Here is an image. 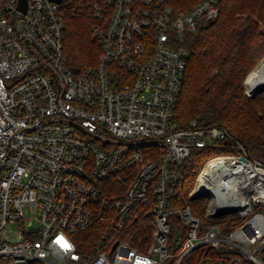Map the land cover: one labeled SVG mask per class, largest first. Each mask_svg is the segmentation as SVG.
<instances>
[{"label":"built area","instance_id":"obj_1","mask_svg":"<svg viewBox=\"0 0 264 264\" xmlns=\"http://www.w3.org/2000/svg\"><path fill=\"white\" fill-rule=\"evenodd\" d=\"M220 1L177 15L171 0H0V264H181L195 251L194 264H264V163L225 127L174 121L184 34L214 23ZM68 11L101 46L79 75L62 54ZM194 149L223 151L187 194L203 217L173 168ZM111 177L129 181L123 197H103ZM111 209V236L83 252L78 235ZM140 209L151 233L119 240Z\"/></svg>","mask_w":264,"mask_h":264},{"label":"trees","instance_id":"obj_2","mask_svg":"<svg viewBox=\"0 0 264 264\" xmlns=\"http://www.w3.org/2000/svg\"><path fill=\"white\" fill-rule=\"evenodd\" d=\"M201 1L171 0V4L178 15L190 11ZM218 6L219 14L214 23L184 34L183 45L188 57L183 84L175 99L174 121L180 128L193 120L201 128L225 127L254 159L264 163V92L252 100L243 92L246 76L264 57V0H221ZM63 25L61 42L65 67L79 75L97 64L101 46L92 37V20L84 12L68 11ZM222 153L216 149H194L187 160L173 167L180 176L183 195L187 196L204 163ZM128 183L116 177L107 179L103 185L100 183L103 197H123ZM104 216V220L98 219L78 235L83 252L111 236L116 211L111 209ZM147 218L140 209L128 221L119 240L128 237L136 240L147 234L142 225ZM170 236L172 240L183 236L179 225Z\"/></svg>","mask_w":264,"mask_h":264},{"label":"rangeland","instance_id":"obj_3","mask_svg":"<svg viewBox=\"0 0 264 264\" xmlns=\"http://www.w3.org/2000/svg\"><path fill=\"white\" fill-rule=\"evenodd\" d=\"M262 61H264V57H262L257 63H256V65L254 66V68L248 73V75H250L252 72H253V70H255L259 65H260V63L262 62ZM248 75L246 76V78L248 77ZM246 78H245V80H246ZM245 80H244V82H243V92H244V96L245 97H247L248 99L250 98V96L251 95H249L247 92H246V87H245ZM250 100H252V99H250ZM216 150H220V149H216ZM221 151V150H220ZM185 198V201H186V203H189L192 207H194L195 209H196V211H197V214L200 216V217H203L204 216V206H205V204H204V202H202V201H199V203H197V202H194L193 203V201H191V200H189L188 199V197L186 196V195H183ZM28 215H26V217H27ZM33 225H31V226H29L30 228H34L35 227V225H34V223H32ZM142 225H143V230H145L146 232H148L147 234H149V233H151V229H149L148 228V230H146V227L148 226V225H151V219L149 218H147L146 220H144L143 222H142ZM196 253V252H195ZM195 253H191L187 258H186V260H185V264H190L191 262L194 264L195 263V261H196V258H197V253H196V255H195ZM193 257V258H192Z\"/></svg>","mask_w":264,"mask_h":264},{"label":"bare ground","instance_id":"obj_4","mask_svg":"<svg viewBox=\"0 0 264 264\" xmlns=\"http://www.w3.org/2000/svg\"><path fill=\"white\" fill-rule=\"evenodd\" d=\"M246 92L249 95H254L258 90H264V61L248 75L245 80Z\"/></svg>","mask_w":264,"mask_h":264},{"label":"water","instance_id":"obj_5","mask_svg":"<svg viewBox=\"0 0 264 264\" xmlns=\"http://www.w3.org/2000/svg\"><path fill=\"white\" fill-rule=\"evenodd\" d=\"M261 92H264V90H262V89L258 90L254 95L250 96L249 99L255 98ZM203 196H205V194L204 193H201V194H198V195L193 196L191 199H197V198H200V197H203ZM225 213H227V212H223L222 214H225ZM115 245H114V247H115Z\"/></svg>","mask_w":264,"mask_h":264}]
</instances>
